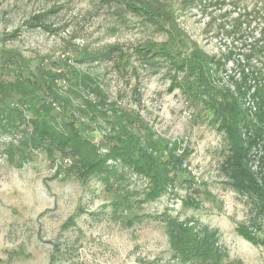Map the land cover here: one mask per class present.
I'll list each match as a JSON object with an SVG mask.
<instances>
[{"label": "rangeland", "instance_id": "rangeland-1", "mask_svg": "<svg viewBox=\"0 0 264 264\" xmlns=\"http://www.w3.org/2000/svg\"><path fill=\"white\" fill-rule=\"evenodd\" d=\"M161 1L172 4L189 39L219 60L210 66L220 84L248 92L256 79L264 82V0ZM129 10L121 0H0V48L19 50L33 65L54 68L53 62L76 52L118 49L111 55L116 64L68 62L97 76L110 100L138 113L157 135L185 150L190 185L177 183L158 199L122 211L113 205L116 185L119 193L139 200L144 178L121 169L122 179L106 190L96 178L80 180L60 170L61 159L51 161L41 150L17 167L3 153L10 139L1 137L0 264H181L171 257L157 218L164 213L216 229L228 255L224 262L264 264V246L235 231L255 210L221 170L223 134L181 86L184 71L175 63L180 57L159 46L166 34ZM43 11L49 12V29L30 27V18ZM123 60L128 65L118 70ZM243 103L256 112L252 100ZM259 154L253 151L256 171ZM186 197L198 207H183ZM133 215L138 218L130 220ZM259 236L264 238V231Z\"/></svg>", "mask_w": 264, "mask_h": 264}, {"label": "trees", "instance_id": "trees-1", "mask_svg": "<svg viewBox=\"0 0 264 264\" xmlns=\"http://www.w3.org/2000/svg\"><path fill=\"white\" fill-rule=\"evenodd\" d=\"M121 1L130 12L160 28L167 39L159 46L168 55L180 57L175 63L184 71L181 86L190 100L201 106L200 111L210 125L223 134L226 154L221 170L232 188L247 197L255 210V215L238 224L235 231L251 244L264 246V238L259 236L264 231L262 78L256 79L253 90L248 92L237 84L225 87L210 66L219 65V60L208 56L189 39L170 2ZM47 13L33 15L28 25L48 30ZM115 53L118 49L114 47L76 52L72 58L53 62L57 65L54 68L40 62L33 65L19 50L0 48V138L10 139L3 153L17 167L41 150L51 161L61 159L60 170L64 167L65 172L80 180L96 178L106 190L112 191L115 182L122 179L121 169L144 178L146 185L139 200H131L128 192L119 193L120 185H116L113 205L131 212L134 205L154 201L177 183L190 185L191 180L186 178L189 172L184 166L185 150L157 135L138 113L110 100L97 76L68 62L112 60L116 64L111 56ZM124 63L123 60L118 64V70L128 65ZM246 98L256 106L253 114L243 103ZM253 151L260 152L258 171L252 166ZM182 205L198 207L192 197L184 198ZM136 218L133 215L130 220ZM157 218L164 226L171 257L179 263L242 264L238 260L224 262L228 255L220 246L216 229L193 218L180 219L166 213Z\"/></svg>", "mask_w": 264, "mask_h": 264}]
</instances>
